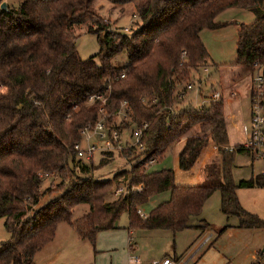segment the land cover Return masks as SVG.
I'll use <instances>...</instances> for the list:
<instances>
[{"label": "trees", "instance_id": "1", "mask_svg": "<svg viewBox=\"0 0 264 264\" xmlns=\"http://www.w3.org/2000/svg\"><path fill=\"white\" fill-rule=\"evenodd\" d=\"M17 1L0 9V219L10 234L0 243V264H35L37 252L54 239L61 222L93 245L97 232L118 228L123 213L129 230L181 231L216 191L222 213L236 216L239 227L264 228V220L245 210L237 195L239 188L264 187V173L234 181L235 155L255 157V151L242 145L225 150L223 103L175 106L193 70L208 64L200 32L223 27L215 19L228 8L254 14L253 22L239 24L235 64L251 74L260 71L264 78V0H108L134 6L140 26L129 32L110 27L96 7L98 0ZM82 30L96 35V55L80 56L75 40ZM120 52L129 62L114 66L112 58ZM122 71L125 77L112 84L105 109L112 115L122 101L128 102L131 119L119 129L147 123L144 150L119 151L135 161L131 168L110 178L95 177V169L112 162L115 151H103L95 164L94 157L79 158L74 145L82 139L80 129L102 117L100 102L89 105L88 96L104 93L106 78ZM188 132L178 155L180 169L191 170L209 140L220 154V160L204 167L202 182L177 185L172 169L149 171L145 164L161 159ZM46 172L58 175L60 182L43 191ZM121 183L141 189L108 200ZM162 192H169V198L141 216L139 207ZM45 193L51 198L36 208ZM81 203L90 210L73 219Z\"/></svg>", "mask_w": 264, "mask_h": 264}, {"label": "rangeland", "instance_id": "2", "mask_svg": "<svg viewBox=\"0 0 264 264\" xmlns=\"http://www.w3.org/2000/svg\"><path fill=\"white\" fill-rule=\"evenodd\" d=\"M6 4L18 5L17 0H4ZM96 7L99 9L101 16L109 23L112 29L119 31H125L126 27L129 28V31L139 28L140 22L138 16L135 13L134 6L132 4H115L108 0H98ZM240 11V20L239 23L249 24L253 22L255 16L248 9L243 8H230ZM222 20H227L230 18L229 12H222L217 17ZM232 20V19H229ZM232 26V25H231ZM128 31V32H129ZM126 32V31H125ZM221 34L217 36L209 37L206 41L207 49L209 54L212 53V57L218 64L228 65L234 61V46H236V38L231 33L226 35V45H220L218 43ZM218 37V38H217ZM206 38V37H205ZM77 50L82 58H87L97 54L99 50V45L97 37L94 34L88 33L82 30L75 40ZM129 60L125 52L117 53L112 58V64L114 66H124L128 64ZM212 76H216L214 70H212ZM194 93L197 91H193ZM191 92V93H193ZM205 93L208 94V90H205ZM192 94L186 96V101L190 98ZM193 96V95H192ZM192 105H196L199 101L193 96ZM189 102L187 101L186 104ZM228 130L230 134L228 136V146L235 147L241 143L242 136L239 130L240 124H232V121L228 122ZM237 126V127H236ZM133 127L131 126L123 134V141L130 140L131 142L134 139L131 138V133ZM92 142L100 144L98 137H94ZM240 142V143H237ZM82 146H86L85 138L82 139ZM183 141L175 142L171 145L167 151L164 153L163 157L156 162L152 163L148 168L149 171H156L160 169H172L175 173V183L177 185H186L192 186L197 185L202 182L200 178V169L199 166L201 161L196 162L193 172L185 171L179 168L178 165V155L181 149L183 148ZM93 163L98 164L102 152L97 150L93 156ZM135 161L129 162L126 160L119 151H115L114 158L112 162L108 163L105 166L96 168L94 171L95 177L110 178L118 170L121 169H130L131 165ZM264 173V156L257 157L252 159L248 154H236L234 159V164L232 168V176L235 182H238L240 179H248L252 176ZM60 182V177L56 174H53L49 177H44L41 185L42 190L44 191L48 187L54 188ZM122 184V183H121ZM237 195L242 207L248 212L257 214L262 220H264V187H254V188H239L237 189ZM169 192H162L152 196L146 203L139 207V212L142 215L148 214L153 208H155L161 202H164L169 197ZM117 197L113 192L107 197V199H113ZM50 195L45 193L42 198L36 204V208L44 205L49 199ZM90 206L87 203L78 204L73 211L72 218L76 219L82 215L88 213ZM4 218L0 219V243L7 240L10 236L8 231L4 227ZM128 214L123 213L119 219V225L122 227H128ZM199 222V223H198ZM207 223L211 227L212 234V244L205 246L200 250L194 260H189L186 264H264V228H242L239 227V220L236 216H226L221 212V195L219 191H216L212 196L205 202L202 213L199 216H194L190 219V224H194L193 227L186 229L183 232H179L177 237L174 238V233L172 231H165L160 233H165V235L158 236L154 235V245L158 248L159 245H163V242L171 241L170 248L173 247V243H185L187 239L195 240L198 235L201 233L200 228L197 224L205 225L202 223ZM197 227V228H196ZM119 229V228H118ZM142 229H136L135 234L144 238V242H151V235L144 236ZM157 233V232H156ZM138 237V236H137ZM175 239V241H174ZM188 241V242H189ZM186 253V252H185ZM184 253V254H185Z\"/></svg>", "mask_w": 264, "mask_h": 264}, {"label": "crops", "instance_id": "3", "mask_svg": "<svg viewBox=\"0 0 264 264\" xmlns=\"http://www.w3.org/2000/svg\"><path fill=\"white\" fill-rule=\"evenodd\" d=\"M2 1H0V5ZM223 12H229V19L232 20H217L218 14L215 20L217 22L225 23V25L217 29L206 28L200 32V37L205 47L208 44L206 40L209 39L210 36L215 38V36H217L219 33L221 34V37L218 41L220 45L223 46L228 43V41H226V35L228 33L234 35L237 42V32L240 24L239 20L241 19L239 14L240 11L228 8ZM233 19L239 20L237 22V20ZM233 52L235 61L236 46H234ZM209 56L208 64L197 67L191 73V79L188 84L190 83L192 88L188 89L186 87L187 84L179 88L178 94L182 93L183 96L177 94L175 106L180 108L183 106L192 105L191 103L193 101V96L195 99H197L198 96L199 101L196 105L192 106L200 107L206 105L212 100L211 96L214 92H220L221 97L217 101H221L223 103V113L228 136L230 134L227 125L228 122L232 121L233 125L234 123L237 125L240 124L239 130L241 132L242 140L241 143H237H240L238 145H243L247 139V134L244 131V125L250 124L251 117L250 94L252 74L248 69L241 65L234 64V62L228 65H220L214 60L212 53L209 54ZM212 70H214L216 76H212ZM205 90H208L209 93L206 94ZM193 91H197V93H194ZM188 94H192L193 96H190V98L187 100L189 103L186 104L187 101L185 99ZM189 134L190 132L180 136L177 140H175V142L183 141V144H185ZM214 159L220 160V154L217 145L212 140H209V143L203 148L200 156L197 159V161H201L199 173L202 180L204 167ZM252 159H255V157H252ZM195 165L196 163L189 171L193 172ZM140 215L145 217L148 214ZM202 224H205V222ZM117 225L119 229L101 230L97 232L95 243L93 245L88 240L81 239L77 235L75 229L67 222H61L57 226L54 239L37 252L35 256V264H151L154 260H159L163 257H172L175 259L182 257L184 253L191 247V245L203 235V233L211 231V227L207 223L206 227L204 225L197 224L201 231L197 239L190 241L187 239V242L185 243H177L176 241L173 243V247L171 248V241H164L163 245H159L158 248H156L154 245V242H156L154 235L158 234V236H166L165 233H160V231L170 232L171 230L142 229L146 230L141 233L142 235L152 236V241L145 243L144 238H141V236L139 237V235L134 233L135 230H129L128 227L124 226L121 227L119 223H117ZM189 225L190 226L186 229L193 227L194 224H190L189 220ZM186 229L177 232L172 231L175 234L174 238L177 237L179 232H183Z\"/></svg>", "mask_w": 264, "mask_h": 264}, {"label": "built area", "instance_id": "4", "mask_svg": "<svg viewBox=\"0 0 264 264\" xmlns=\"http://www.w3.org/2000/svg\"><path fill=\"white\" fill-rule=\"evenodd\" d=\"M126 32L129 28L124 29ZM185 53V52H183ZM125 77V72L122 71L120 74L109 75L104 83L105 92H97L88 96L87 102L92 105L96 102H100V112L102 117L96 122H88L83 128L80 129V134L82 139L85 138L86 146H82L81 141L74 145V150L76 154L81 159H90L95 155L97 150L103 151H122L127 149H135L136 151H143L144 144L141 141L143 132L147 128L148 124L143 123L142 125L132 124L133 129L131 130V138L134 139L133 142L130 140L123 141L124 132L127 129H119V125L123 122L130 121L132 109L126 100L122 101L118 109L110 115L106 112L105 107L108 104V97L112 90V84L120 78ZM188 89L192 88L189 83L186 86ZM178 95L183 96L182 93ZM221 97L220 92L216 91L212 94L211 99L213 101L219 100ZM251 117L250 124L244 125V131L247 134V139L242 145L245 148H252L255 151V157L264 156V78L260 71H256L251 75ZM113 116L112 122H109L108 118ZM130 126V127H131ZM94 137H98L100 144L92 142ZM234 147L225 146V150L232 151ZM156 158L151 159L145 164L148 168L152 163L156 162ZM44 177L51 176L50 173L46 172L43 174ZM140 186H132L128 189L124 184H120L114 190L115 195H120L122 193H127L129 190L139 191ZM212 234L210 231L203 233V235L198 238L195 243L186 251V253L180 258L163 257L159 260H154L151 264H186L189 260H194L197 254L205 246H209L212 242ZM137 260V258H136Z\"/></svg>", "mask_w": 264, "mask_h": 264}, {"label": "water", "instance_id": "5", "mask_svg": "<svg viewBox=\"0 0 264 264\" xmlns=\"http://www.w3.org/2000/svg\"><path fill=\"white\" fill-rule=\"evenodd\" d=\"M6 7H7L6 2H2L0 5V9H6Z\"/></svg>", "mask_w": 264, "mask_h": 264}]
</instances>
